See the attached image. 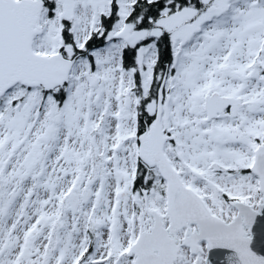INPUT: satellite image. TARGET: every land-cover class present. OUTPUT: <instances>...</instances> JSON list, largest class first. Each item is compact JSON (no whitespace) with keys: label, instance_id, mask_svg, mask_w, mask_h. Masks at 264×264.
I'll return each instance as SVG.
<instances>
[{"label":"snow or ice","instance_id":"1","mask_svg":"<svg viewBox=\"0 0 264 264\" xmlns=\"http://www.w3.org/2000/svg\"><path fill=\"white\" fill-rule=\"evenodd\" d=\"M0 264H264V0H0Z\"/></svg>","mask_w":264,"mask_h":264}]
</instances>
